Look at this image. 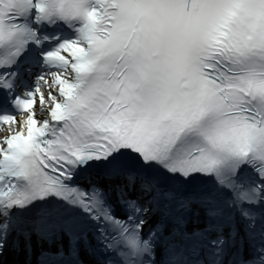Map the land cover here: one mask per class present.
I'll use <instances>...</instances> for the list:
<instances>
[{
	"label": "snow or ice",
	"instance_id": "1",
	"mask_svg": "<svg viewBox=\"0 0 264 264\" xmlns=\"http://www.w3.org/2000/svg\"><path fill=\"white\" fill-rule=\"evenodd\" d=\"M0 264H264V0H0Z\"/></svg>",
	"mask_w": 264,
	"mask_h": 264
}]
</instances>
